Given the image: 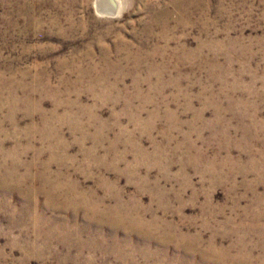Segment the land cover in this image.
Masks as SVG:
<instances>
[{
    "label": "rangeland",
    "instance_id": "obj_1",
    "mask_svg": "<svg viewBox=\"0 0 264 264\" xmlns=\"http://www.w3.org/2000/svg\"><path fill=\"white\" fill-rule=\"evenodd\" d=\"M0 0V264H264V0Z\"/></svg>",
    "mask_w": 264,
    "mask_h": 264
},
{
    "label": "bare ground",
    "instance_id": "obj_2",
    "mask_svg": "<svg viewBox=\"0 0 264 264\" xmlns=\"http://www.w3.org/2000/svg\"><path fill=\"white\" fill-rule=\"evenodd\" d=\"M97 5L100 6V7H102V6L106 7V5H111L112 6V4H110V3L107 4L106 0H98L97 1Z\"/></svg>",
    "mask_w": 264,
    "mask_h": 264
}]
</instances>
